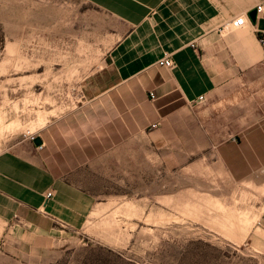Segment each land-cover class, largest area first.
I'll list each match as a JSON object with an SVG mask.
<instances>
[{"label":"rangeland","instance_id":"rangeland-1","mask_svg":"<svg viewBox=\"0 0 264 264\" xmlns=\"http://www.w3.org/2000/svg\"><path fill=\"white\" fill-rule=\"evenodd\" d=\"M102 1L0 0V154L40 138L45 155L102 156L81 166L98 211L71 247L33 259L0 243V264H264V172L231 179L198 124L168 144L97 132L94 112L125 102L91 101L88 83L129 28Z\"/></svg>","mask_w":264,"mask_h":264},{"label":"crops","instance_id":"crops-1","mask_svg":"<svg viewBox=\"0 0 264 264\" xmlns=\"http://www.w3.org/2000/svg\"><path fill=\"white\" fill-rule=\"evenodd\" d=\"M102 4L129 28L88 83L91 101L126 103L122 112H94L97 132L112 130L130 143L156 125L150 134L158 133L168 144L185 138L186 128L192 126L195 133L198 124L231 179L264 172V49L258 42L264 36V15L249 18L264 0ZM240 16L246 19L243 28L227 26ZM165 54L174 64L171 69L157 65ZM101 157L79 163L52 155L50 148L45 155L35 146L1 153L0 243H14L33 259L69 249L98 211L94 194L77 182L81 166L95 165L90 171L98 173Z\"/></svg>","mask_w":264,"mask_h":264},{"label":"built area","instance_id":"built-area-1","mask_svg":"<svg viewBox=\"0 0 264 264\" xmlns=\"http://www.w3.org/2000/svg\"><path fill=\"white\" fill-rule=\"evenodd\" d=\"M254 11L256 12V15H264V5L257 4L254 8ZM245 25H246V19L243 16H240L239 18L235 19V21L231 25L228 24L227 26L229 28H233L235 30V29L243 28ZM258 42L261 45V47L264 49V36L259 37ZM157 65L159 67H163L166 69H171L174 66L170 56L166 55V54L157 62ZM149 98L153 99L154 95L152 93L149 94ZM202 99H203V97H200L199 101H201ZM151 128H153V129L156 128V125H152ZM32 140L34 142L33 138H32ZM43 146H44V144L42 143L40 146H35V148L37 150H41L43 148ZM51 196H52L51 192L47 193V195H46L47 198H50Z\"/></svg>","mask_w":264,"mask_h":264},{"label":"water","instance_id":"water-1","mask_svg":"<svg viewBox=\"0 0 264 264\" xmlns=\"http://www.w3.org/2000/svg\"><path fill=\"white\" fill-rule=\"evenodd\" d=\"M255 17H256V12L255 11H252L250 14H249V18L251 21H254L255 20ZM42 144V140L40 138H35L34 139V145L35 146H40Z\"/></svg>","mask_w":264,"mask_h":264}]
</instances>
